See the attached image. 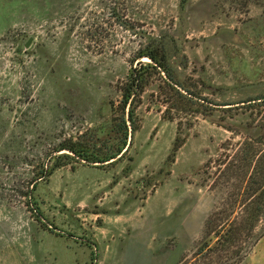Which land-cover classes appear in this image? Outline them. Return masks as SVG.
Masks as SVG:
<instances>
[{
  "label": "rangeland",
  "instance_id": "374dc122",
  "mask_svg": "<svg viewBox=\"0 0 264 264\" xmlns=\"http://www.w3.org/2000/svg\"><path fill=\"white\" fill-rule=\"evenodd\" d=\"M152 42L201 99L177 110L155 74L122 157L56 151L123 146L121 86ZM261 95L264 0H0V264H218L199 251L233 190L217 179L240 140L225 124ZM238 264H264V236Z\"/></svg>",
  "mask_w": 264,
  "mask_h": 264
},
{
  "label": "trees",
  "instance_id": "16d2710c",
  "mask_svg": "<svg viewBox=\"0 0 264 264\" xmlns=\"http://www.w3.org/2000/svg\"><path fill=\"white\" fill-rule=\"evenodd\" d=\"M131 63L129 76L121 86L122 96L118 104L122 110L123 146L116 152L99 158L86 157L71 144H62L56 151L67 149L89 163H111L122 157L129 134L138 127L136 109L147 87L154 83L155 74L160 76L158 87L161 93L171 95L170 98L176 94L178 101L184 105L182 108L175 107L177 110L191 109L193 102L201 99L178 81L161 42H152L140 48L133 55ZM243 102L241 109L247 120L235 122V125L229 122L225 124L226 128L240 136V140L231 149L225 148L224 158L220 160L217 169L220 172L217 179L224 178L233 190L224 207L216 208L208 215L203 238L209 239L201 245L199 251L202 253L205 250L204 256H209L208 259L216 254L213 262L217 260L218 264L240 263L264 236V95ZM223 109L230 111L232 107ZM230 117L233 116H226V120L230 121ZM42 176L45 177L44 174ZM37 179L31 182L32 186L28 184V189L24 192L30 200L33 198ZM213 237L216 241L210 244Z\"/></svg>",
  "mask_w": 264,
  "mask_h": 264
},
{
  "label": "crops",
  "instance_id": "0c3cea01",
  "mask_svg": "<svg viewBox=\"0 0 264 264\" xmlns=\"http://www.w3.org/2000/svg\"><path fill=\"white\" fill-rule=\"evenodd\" d=\"M113 222H114V223H118V222H117L116 220H114V219H113ZM109 235H110V234H109ZM101 242H107V241H105V240L103 239V240H101ZM101 242H100V246H101ZM151 246H152L151 244H148L147 247H149V248L145 249V252H146V253H148V252L151 253V251H152V250H151ZM154 251H155V250H153V252H154ZM170 252H171V253L173 252V254L171 255ZM170 252H169V254L166 255V257H165V259L163 260L162 264H176V262H177V260H178V257H179V256H178L179 254L176 255L175 250H172V251H170ZM179 252H180V250H179ZM155 253H156V252H155ZM174 254H175V255H174ZM171 256H172V258H171ZM176 256H177V257H176ZM150 258H152V257H150V256L147 257L148 261L151 260ZM170 258H171V259H170ZM172 262H173V263H172Z\"/></svg>",
  "mask_w": 264,
  "mask_h": 264
},
{
  "label": "water",
  "instance_id": "95a60500",
  "mask_svg": "<svg viewBox=\"0 0 264 264\" xmlns=\"http://www.w3.org/2000/svg\"><path fill=\"white\" fill-rule=\"evenodd\" d=\"M31 43V38L25 43V46L28 47Z\"/></svg>",
  "mask_w": 264,
  "mask_h": 264
}]
</instances>
